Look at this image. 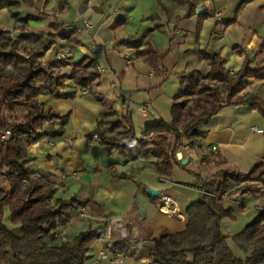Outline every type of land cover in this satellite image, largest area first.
Masks as SVG:
<instances>
[{
    "label": "crops",
    "instance_id": "crops-1",
    "mask_svg": "<svg viewBox=\"0 0 264 264\" xmlns=\"http://www.w3.org/2000/svg\"><path fill=\"white\" fill-rule=\"evenodd\" d=\"M11 1H17L20 7L19 0ZM23 1L34 9L42 3V0ZM185 1L194 6V14L188 15L189 6ZM197 9L202 12L197 13ZM7 10L18 12V8ZM57 12L56 20L45 14H29L35 20L45 18L46 28L32 27L28 22L27 29L14 30V36L26 32L46 37L40 57L44 65L65 60L67 64L63 67H70L89 55L96 59L97 65H106L109 71L102 73V81L98 78L90 91L82 94L84 88L69 77L70 69L63 73L68 76L66 87L57 96H38L45 108L68 115V122L65 126L45 124L48 134L27 147L31 158L27 168L34 175L50 179L56 189L55 197L75 196L80 207L89 210L88 219L79 218L78 211H73L71 220L59 225L44 242L52 245L70 241L88 227L106 230L109 236L106 241L112 243L124 239L147 243L184 230L186 209L198 198L194 193L200 194L203 189L183 182L185 176L178 167L195 166L200 160L199 154L194 152L191 157L177 159L181 164L174 165L172 174L160 177L152 156L130 159L116 150L109 152L100 141L88 144L87 138L95 132L103 108L99 98L110 103L119 115L129 114L135 135L146 137L149 124L172 119L171 107L181 77L194 70L204 75L208 73L210 67L200 57L201 51L222 57L231 73L241 68L246 57L252 58V69H264V47L260 49L264 40V0H60ZM84 19L92 26L89 32L71 30L77 34L66 39L58 36L61 25L84 26ZM148 45L162 57H158L156 66L140 54ZM58 51L66 53L67 58L58 59ZM123 54L129 55V63ZM78 55L82 57L76 60ZM103 74L108 75L106 80ZM110 79L117 81V88L111 87ZM247 79L248 85L234 104L223 105L208 122L198 126L205 133L199 146L203 152L200 166L202 171H208L200 176L215 185L229 171H245L238 169L239 161L247 163L250 169L264 162V138L245 152L238 149L249 141L250 132L264 134V131H255L263 129L260 113L242 102L250 97L264 101V77ZM142 104L147 105L143 115L136 110ZM59 130L63 131L61 136H54L53 132ZM65 137H70L72 143H67ZM212 145L217 146L215 152L210 149ZM184 159L187 160L183 164ZM112 169L118 175L131 177L113 180ZM191 171L194 170L188 168V172ZM216 176L219 180L212 182ZM164 177L171 182L164 181ZM8 188L5 180V189ZM148 188L157 190L158 195L147 193ZM163 195L174 201V213L168 214L159 208ZM244 195L239 193L241 197ZM237 248L240 247L237 245ZM97 252L98 246L91 243L85 264H155L143 248L126 254L122 263H113L110 259L98 261Z\"/></svg>",
    "mask_w": 264,
    "mask_h": 264
},
{
    "label": "trees",
    "instance_id": "trees-1",
    "mask_svg": "<svg viewBox=\"0 0 264 264\" xmlns=\"http://www.w3.org/2000/svg\"><path fill=\"white\" fill-rule=\"evenodd\" d=\"M185 2L189 6L188 15L194 14V6ZM18 4L17 1L0 0V10H11ZM12 15L17 22L14 30H26L30 16L22 17L18 12ZM58 34L66 39L77 32L61 29ZM39 40L40 36L33 33L14 36L12 31L0 26V128L12 133L9 140L0 142V177L9 185L8 189L0 188V264H85L90 244L102 230L88 227L70 241L46 244L44 239L52 236L59 225H66L81 203L75 196L69 199L55 197L56 189L50 179L34 175L27 168L31 160L27 147L48 134L45 124L65 126L68 122V115L53 112L38 101L41 94L57 96L66 87L67 77L47 72V68L67 64L65 60L45 66L39 60L43 51L27 52L29 44ZM263 47L264 40L260 49ZM140 54L154 66L161 57L151 45ZM200 57L209 65L208 73L204 75L194 70L181 77L171 107L172 119L149 124L146 137L135 135L129 114L119 115L110 103L99 98L103 108L94 133L109 152L116 150L130 159L152 156L157 164V174L169 176L174 165L181 164L176 153L185 142L201 146L205 133L198 126L208 122L223 105L234 104L238 94L248 85L247 78L264 77L263 68H251L252 58L246 57L241 68L231 73L225 67L224 59L217 54L201 51ZM100 75L96 59L85 55L72 63L69 77L78 86L86 88ZM242 102L264 117L263 100L250 97ZM24 107L20 119L12 118ZM62 133L59 130L53 135L61 136ZM112 176L113 180L131 177L123 173L118 175L115 169H112ZM196 176L204 191L220 198L200 193L186 209L184 230L147 243L140 239H124L113 243V248L126 254L143 248L155 264H264V210L258 211L253 220L233 236L236 244L248 251L244 258L233 253L227 243L228 236L221 229V220L232 216L233 211L225 206L224 196L234 192L256 193L258 189L251 183L264 185V162L247 172L229 171L217 185L210 183L208 178ZM260 207L264 208V202ZM5 208L9 210L12 224L18 225L17 229H10L3 223Z\"/></svg>",
    "mask_w": 264,
    "mask_h": 264
},
{
    "label": "rangeland",
    "instance_id": "rangeland-1",
    "mask_svg": "<svg viewBox=\"0 0 264 264\" xmlns=\"http://www.w3.org/2000/svg\"><path fill=\"white\" fill-rule=\"evenodd\" d=\"M19 1L21 3L20 7L15 6L14 8H18V12H19L20 16L24 15L25 17H27L29 14H31L32 16L33 15L35 16L36 14H38L36 9L40 6V4H38L39 6L34 9L32 6L26 5L23 0H19ZM59 1L60 0H49L47 5H46V9H53L54 8V9L58 10L59 9ZM10 12L7 9H1L0 10V25L5 26L6 27L5 29L12 31V33H13L14 32V23H17V22L15 21L14 16L13 15L11 16L12 12L11 13ZM12 17L14 18V20L12 19ZM28 22L30 23V25L32 27H38V28H42V29L46 28V26L48 24L47 20L45 18L39 19V20L29 18ZM40 38H41V41L39 40L36 43L29 44L27 52L36 53L39 51H43V47H44L43 41H45L46 37H40ZM84 43L87 46H89V42L84 40ZM22 54H24V53H22ZM81 57H82V55H78L75 58H76V60H78ZM61 66H53L50 69L47 68V72L53 73V75H55V76H59V75H64L63 73H65V71H69L70 69H72V66H70V67H63L64 65H61ZM103 75H104L103 79L106 80L107 79L106 76H108V75H106V74H103ZM99 79L102 81V73H101ZM111 81H115V83L117 84V81L115 79H110V81H109L110 85H111ZM25 109H26V107L19 110L17 112V114L12 116V118L20 119L21 115L25 111ZM261 117H262L261 118L262 122H260V126H262V128L264 129V117L262 115H261ZM263 138H264V134H256V133L250 132L249 141L244 144L243 148H238V149L241 152H245V150H247L248 147L250 148L251 146H256L258 143H260L262 141ZM194 152H197L200 156V160L195 162L196 163L195 166H193V167H190V166L178 167V169L180 170L179 172L183 173V175L185 176V180L183 182H185V183L187 182L188 184H194V186H200V184L195 180V179H197L196 175L201 174L202 176H204V175L208 174V171H205V172L202 171L204 169H202V167L200 166L201 165V158L203 155L202 150L199 149V147H196ZM236 164H240V167L238 169L245 170L242 172H247L248 169H250V167H248L247 163L239 161V163H236ZM188 168H192L194 171L188 172ZM217 180H219L218 176H216L212 180V182L217 181ZM251 185L253 187L257 188L258 191L256 193L247 192V193H245L244 197L239 196L238 199L243 203V207H242V205L239 206L236 203L231 202V201H227L225 198H223L225 206L230 207L233 211H232V216L225 217L221 220V229H222V232L224 234L228 235V238H227L228 244L233 249L235 255L238 257L242 256V258H244L248 254V251L237 248V245H236V242H235L233 236L236 233H238L239 231H241L246 224H248L250 221L253 220V218L257 215V213L259 211L256 206L258 204H261V206H263V202H264V185H262L260 182H253V183H251ZM0 188H5V179L2 177H0ZM186 191H188V190H186ZM188 192H190V191H188ZM194 194L197 197L199 196L198 192L194 193ZM79 218H81V217H79ZM2 219H3V223L6 226H8L9 228H13L14 224H12V222L10 220L8 208L4 209ZM81 219H88V218L85 217V218H81Z\"/></svg>",
    "mask_w": 264,
    "mask_h": 264
},
{
    "label": "built area",
    "instance_id": "built-area-1",
    "mask_svg": "<svg viewBox=\"0 0 264 264\" xmlns=\"http://www.w3.org/2000/svg\"><path fill=\"white\" fill-rule=\"evenodd\" d=\"M37 12L39 14H45L46 16H48L50 19H54L56 20V17L58 15V12L56 9H46V0H42L41 5L38 7ZM62 29L64 30H77V31H83V32H89L91 29V24L88 20L84 19V26H78L76 24H69V25H61ZM56 57L58 59H66L67 58V54L61 51H58V53L56 54ZM122 57L126 60L127 63L130 62V58L129 55L127 54H123ZM97 70L101 73L107 72L109 71L108 67L106 65H97ZM111 86L113 88H117V84L115 83V81H111ZM90 91V87H86L82 90V94L86 93ZM147 105L146 104H142L139 105L138 107H136V110L139 114L143 115L146 111ZM256 132H263V129L260 128H256L255 129ZM173 134V131H171V135ZM12 136V133L9 129H4V128H0V142H4L6 140H9ZM64 140L67 143H72V139L70 137H65ZM94 141H100L98 135L96 133H92L88 138H87V142L88 144H93ZM197 146L193 145L190 141L185 142L177 151L176 153V159L178 160H182L184 157H191L193 156V153L195 151V148ZM211 151L215 152L217 150V146L216 145H212L210 147ZM164 181L167 182H171L168 178L164 177L162 178ZM201 193H206V194H211L213 195L215 198H220L219 195L217 194H213V193H209L207 191H200ZM224 198L227 201H231L236 203L237 205H242L241 201L238 199L239 198V193H233L232 195H226L224 196ZM174 201L171 199V197L163 195L160 198V203H159V208L168 213V214H172L175 212L174 209ZM257 209L259 211L264 210V208L262 207H257ZM78 215L79 217L85 218L88 217L89 215V210L86 207H79L78 208ZM108 232H106V230H103L100 235L98 237H96L92 243L96 244L98 246V252H97V260L101 261V260H105V259H110V261H112L113 263H122L125 259H126V253L121 251V250H115L113 248V243L111 241H106L108 240ZM150 264V263H147Z\"/></svg>",
    "mask_w": 264,
    "mask_h": 264
},
{
    "label": "water",
    "instance_id": "water-1",
    "mask_svg": "<svg viewBox=\"0 0 264 264\" xmlns=\"http://www.w3.org/2000/svg\"><path fill=\"white\" fill-rule=\"evenodd\" d=\"M197 13H201L202 12V9H197L196 10ZM187 159H184V161L182 162L183 164L186 162ZM147 193H149L150 195L152 196H157L158 195V191L155 190V189H150L148 188L147 189Z\"/></svg>",
    "mask_w": 264,
    "mask_h": 264
}]
</instances>
